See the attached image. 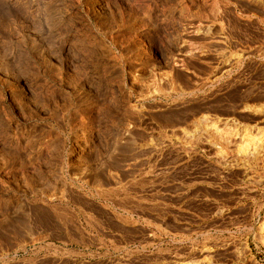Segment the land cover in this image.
<instances>
[{
	"label": "rangeland",
	"instance_id": "rangeland-1",
	"mask_svg": "<svg viewBox=\"0 0 264 264\" xmlns=\"http://www.w3.org/2000/svg\"><path fill=\"white\" fill-rule=\"evenodd\" d=\"M77 1L0 0V264H264V0Z\"/></svg>",
	"mask_w": 264,
	"mask_h": 264
},
{
	"label": "bare ground",
	"instance_id": "bare-ground-1",
	"mask_svg": "<svg viewBox=\"0 0 264 264\" xmlns=\"http://www.w3.org/2000/svg\"><path fill=\"white\" fill-rule=\"evenodd\" d=\"M72 1H73V0H72ZM79 1H80V0H79ZM133 1H134V0H133ZM138 1H139V0H138ZM138 1H137V4H138V5H139V4L142 5V2H143V1H142V0H141L142 2L139 1L140 3H139ZM169 1H171V0H169ZM184 1H185V0H184ZM190 1H191V0H190ZM193 1H194V0H193ZM76 2H78V1L76 0ZM80 2H81V1H80ZM135 2H136V0H135ZM135 2H133V3H135ZM145 2H146V1H145ZM149 2L152 3L153 0H152V1H149ZM165 2H168V0H165ZM186 2H187V1H186ZM188 2H189V1H188ZM191 2H192V1H191ZM78 3H79V2H78ZM146 3H147V5H148V2H146ZM168 3H170V2H168ZM168 3H167V5H168ZM171 3H172V1H171ZM183 3H184V2H183ZM149 4H150V3H149ZM189 4H191V3H189ZM75 5H76V3H75ZM143 5H145V4H143ZM143 5H142V6H143ZM129 6H130V5H128V7H129ZM132 6H133V5H132ZM132 6H131V7H132ZM150 6H151V5H150ZM150 6H149V7H150ZM183 6H184V5H183ZM131 7H130V8H131ZM133 7H134V6H133ZM133 7H132V8H133ZM170 7H172V6H170ZM170 7H169V8H170ZM132 8H131V11H132ZM135 8H136V7H135ZM135 8H134V10H133V12L135 11V13H134V17L129 13V14L131 15V18H133V20H134V24H136V22H138V21H137L138 19L141 20V19H142L141 16L144 15V14H142L141 16H139L140 14H139V12H138L137 16H138L139 18L137 19V16H136V13H137V12H136V11H139V10H136ZM142 8H143V7H141V9H142ZM147 8H148V6H147ZM167 8H168V6H167ZM138 9H140V7H139ZM148 10H151V8H150V9L148 8ZM148 10H146V11H148ZM167 10H168V9H166V11H167ZM170 10H172V8H170ZM142 11H144V13H145V10H142ZM166 11H164V12H166ZM133 12H132V13H133ZM167 12H168V11H167ZM167 12H166V13H167ZM169 12H170V11H169ZM123 13H124V12H123ZM140 13H141V12H140ZM142 13H143V12H142ZM149 13H150V12H149ZM151 13H152V12H151ZM146 14H147V12H146ZM125 15H126V14H125ZM125 15H123V16L126 17ZM166 15H168V14H166ZM44 16H45V15H44ZM50 16H51V15H50ZM119 16H121V15H119ZM123 16H122V17H123ZM149 16H151V15L149 14ZM122 17H121V18H122ZM143 17H144V16H143ZM147 17H148V15H147ZM152 17H153V16H152ZM60 18H61V17H60ZM126 18H127V17H126ZM148 18H150L149 21H150L151 19H153V18H151V17H148ZM44 19H46V17H45ZM49 19H50V18H49ZM122 19H123V18H122ZM145 19H147V18H145ZM145 19H142V23H143V21H145ZM119 20H121V19L119 18ZM119 20H118V21H119ZM125 20H127V19H125ZM129 20H130V19H129ZM131 20H132V19H131ZM34 21H35V20H34ZM45 21H46V20H45ZM123 21H124V19H123ZM127 21H128V20H127ZM146 21H147V20H146ZM146 21H145V22H146ZM35 22H36V21H35ZM121 22H122V21H121ZM130 22H131V21H130ZM130 22H129V23L125 22V24L127 23L126 28H127L128 26H130V25H129ZM139 22H140V21H139ZM145 22H144V23H145ZM60 23H61V22H60ZM117 23H119V22H116V24H117ZM146 23H147V22H146ZM51 24H52V23H51ZM132 24H133V23L131 22V26H132ZM148 24H149V23H148ZM152 24H153V23H152ZM104 25H105V24H104ZM109 25H110V24H109ZM119 25H120V24H117L118 27H120ZM122 25H123V24H122ZM146 25H147V24H146ZM93 26H94V25H93ZM107 26H108V25H107ZM107 26H106V27H107ZM124 26H125V25H124ZM134 26H135V25H134ZM144 26H145V24H144ZM149 26H152V25L150 24ZM94 27H95V26H94ZM88 28H89V27H88ZM95 28H96V27H95ZM99 28H100V27H99ZM120 28H123V27L121 26ZM126 28H124V29H126ZM130 28H131V27H130ZM130 28H127V29H130ZM136 28H137V27H136ZM93 29H94V28H93ZM96 29H97V28H96ZM100 29L103 31L105 28H104V29L100 28ZM107 29H108V30L110 29L111 31L114 30V29L112 30V28L109 27V26H108V28H106V30H107ZM124 29H123V30H124ZM132 29H133V28H132ZM138 29H139V28H138ZM121 30H122V29H121ZM130 30H131V29H130ZM104 31H105V30H104ZM134 31H135V29H134L132 32L134 33ZM97 33H98V31H97ZM100 33H101V32H100ZM105 33H106V32H105ZM108 33H109V31H108ZM108 33H107V34H108ZM110 35H111V33H110ZM136 35H137V34H136ZM62 36H64V35H62ZM62 36H60V37H62ZM91 36H92V35H91ZM60 37H59V38H60ZM64 37H65V36H64ZM103 37H105V36H103ZM106 37H107V36H106ZM106 37H105V38H106ZM108 37L110 38V36H108ZM135 37H136V36H135ZM105 38H104V39H105ZM109 38H108V39H109ZM112 38H113V37H112ZM109 40H110V39H109ZM61 41H62V39H61ZM61 41H60V42H61ZM103 41H104V40H103ZM112 41H113L112 44L114 45V43H115V42H114V39L111 40V42H112ZM75 42H76V41H75ZM101 42H102V40H101ZM103 43H104V42H103ZM101 44H102V43H101ZM122 44H123V43H122ZM74 45H75V44H74ZM116 45H117V44H116ZM120 45H121V44H120ZM99 47H100V45H99ZM115 47H116V46H115ZM134 47H135V46H134ZM135 48H136V47H135ZM135 48H134V49H135ZM6 49H7V48H6ZM98 49H99V48L97 47V50H98ZM121 49H123V48H121ZM7 50H8V49H7ZM106 50H107V49H106ZM106 50H105V51H106ZM108 50H109V49H108ZM136 50H137V49H136ZM101 51H103V50H101ZM122 51H123V50H122ZM6 52H7V51H6ZM139 52H140V51H139ZM139 52H138V54H139ZM5 54H6V53H5ZM90 54H91V52H90ZM103 54H104V53H103ZM139 55H140V54H139ZM135 56H137V55H135ZM105 57H106V56H105ZM101 58H102V60H103L104 57L101 56ZM96 59H97V58H96ZM98 59L100 60V58H98ZM99 60H98V61H99ZM140 60H142V59H140ZM105 61H106V60H105ZM115 61H116V60H115ZM123 61H124V60H122V62H123ZM40 62H41V61H40ZM45 62H46V61H45ZM96 62H97V61H96ZM96 62H95V63H96ZM102 62H103V61H102ZM106 62H107V61H106ZM117 62H118V60H117ZM125 62H126V61H125ZM47 63H48V62H47ZM100 63H101V60H100ZM104 64H105V62H104ZM46 65H47V64H46ZM91 65H92V64H91ZM99 65H100V64H99ZM102 66H104V65H102ZM108 66H109V65H108ZM100 67H101V66H100ZM100 67H99V69H100ZM7 68H8V67H7ZM15 68H16V67H15ZM94 68H95V67H94ZM97 68H98V67H97ZM104 68H105V67H104ZM13 69H14V68H13ZM27 69H28V68H27ZM95 69H96V68H95ZM99 69H97V70H99ZM106 69H107V67H106ZM108 69H109V68H108ZM108 69H107V70H108ZM9 71H10V70H9ZM11 71H12V70H11ZM15 71L18 72L17 70H15ZM19 71H20V70H19ZM23 71L25 72V70H23ZM92 71H94V70H92ZM95 71H96V70H95ZM16 72H15V73H16ZM21 72H22V71H21ZM21 72H20V73L18 72L19 75L22 74ZM99 72H100V71H99ZM102 72H104V71H102ZM15 73H14L13 75H15V77H17V80H19V79H20V77H18L19 75L17 76ZM84 73H86V72H84ZM97 73H98V71H97ZM97 73H96V74H97ZM23 74H24V73H23ZM96 74H94L95 77L97 76ZM100 74H101V73H100ZM104 74L106 75L105 72H104ZM84 75H85V74H84ZM86 75H87V74H86ZM22 76H23V75H21V77H22ZM37 76H38V75H37ZM55 76H56V75H55ZM82 76H83V74H82ZM88 76H90V75H87V77H88ZM99 76H100V75H99ZM101 76H102V74H101ZM12 77H13V76H12ZM15 77H13V78H15ZM59 77H60V76H59ZM77 77H78V76H77ZM77 77H75V79H77ZM35 78H36V77H35ZM102 78H103V76H102ZM102 78H101L100 81H102ZM10 79H11V78H10ZM58 79H60V78H58ZM73 79H74V78H73ZM79 79H80V81H81V80H82V77H79ZM99 79H100V78H99ZM15 80H16V78H15ZM8 81H9V80H8ZM76 81L78 82V80H76ZM76 81H75V83H77ZM82 81H83V80H82ZM103 81H104V80H103ZM103 81H102V82H103ZM3 82H4V81H3ZM3 82H0V84L3 83ZM9 82H10V81H9ZM15 82H16V81H15ZM31 82H32V81H31ZM35 82H36V81H35ZM102 82H101V83H102ZM105 82H107V81H105ZM5 83H6V81H5ZM5 83H3V84H5ZM33 83H34V82H33ZM97 83H98V82H97ZM103 83H104V82H103ZM103 83H102V84H103ZM3 84H2V85H3ZM7 85H8V90L11 91V92H13L12 90H14L15 85H14L13 83H7ZM76 85H77V84H75V86H76ZM78 85H79V84H78ZM105 85H106V84H105ZM107 85H108V84H107ZM19 87H20V86H19ZM41 88H42V87H41ZM78 88H81V87H78V86H77L76 89L78 90ZM96 88H97V87H96ZM72 89H75V88H74V80H73V88H72ZM76 89L73 90V91H76ZM82 89L84 90L85 88L82 87ZM95 90H96V89H95ZM97 90H98V89H97ZM103 90H104V89H103ZM105 90H106V89H105ZM14 91H15V90H14ZM71 91H72V90H71ZM73 91H72V92H73ZM80 91H82V90L80 89ZM38 92H39V91H38ZM41 92H42V91H41ZM51 92H52V91H51ZM72 92H71V93H72ZM78 92H79V90H78ZM99 92H100V90H99ZM101 92H102V91H101ZM104 92H105V91H104ZM43 93H44V92H43ZM47 93H48V92H47ZM71 93H70V94H71ZM73 93H74V92H73ZM73 93H72V94H73ZM76 93H77V91H76ZM80 93H83V91L80 92ZM80 93H79V96H80ZM96 93H97V92H96ZM101 94H102V93H101ZM40 95H41V93H40ZM82 95H83V94H81V96H82ZM84 95L86 96V95H88V94L86 93V94H84ZM97 95H100V93L97 94ZM102 95H103V94H102ZM0 96H1V95H0ZM38 96H39V95H38ZM38 96H37V94H36V96H35L34 98H35L36 100H37V99L39 100V98H37ZM42 96H43V94H42ZM72 96H75V95L73 94ZM76 96H78V95H76ZM94 96H95V95H94ZM40 97H41V96H40ZM44 97H45V96L42 97V100L45 99ZM88 97H89V96H88ZM100 97H101V95L99 96V98L97 97L95 100L97 101V99H101ZM86 98H87V97H86ZM86 98H85V99H86ZM103 98H104V97H103ZM103 98H102V99H103ZM35 99H34L33 101H36ZM40 99H41V98H40ZM75 99H76V98H75ZM105 99H106V98H105ZM38 100H37V101H38ZM86 100H89V99H86ZM90 100H92V99H90ZM45 101H46V100H45ZM98 101H99V100H98ZM101 101H102V100H101ZM101 101H100V102H97V103H100L99 105H100L101 107H99V108H103L102 105H101V103H102L103 101H102V102H101ZM47 102H48V100H47ZM51 102H52V101L50 100L48 103H51ZM86 102H87V101H86ZM88 102H91V101H88ZM94 102H95V101H94ZM94 102H93V103H94ZM37 103H38V102H36V104H37ZM93 103H92V104H93ZM103 103H104V102H103ZM103 103H102V104H103ZM32 104L34 105L33 102H32ZM40 104H41V103H39V104L37 105V107H40ZM51 104H52V103H51ZM51 104H50V105H51ZM53 104H54V102H53ZM53 104H52V105H53ZM55 104H56V103H55ZM55 104H54V106H55ZM89 104H90V103H89ZM26 105H27V104H26ZM52 105H51V106H52ZM19 106H20V105H19ZM21 106H22V105H21ZM34 106H36V105H34ZM48 106H49V105H48ZM90 106H91V105H90ZM104 106H105V105H104ZM37 107H36V109H37ZM42 107H43V106H42ZM42 107H40V108H42ZM88 107H89V106H88ZM97 107H98V105H97ZM97 107H96V108H97ZM105 107H106V106H105ZM105 107H104V108H105ZM45 108H46V107H45ZM54 108H55V107L52 106L51 110H52V109L55 110ZM99 108H98V109H99ZM107 108H108V107H107ZM98 109H97V110H98ZM51 110L49 109V111H51ZM89 110H90V109H89ZM101 110H102V109H101ZM91 111H92V110H91ZM104 111L106 112L107 109L104 110ZM51 112H52V114H53L54 111H51ZM79 112H80V111H79ZM102 112H103V110H102ZM9 113H10V112H9ZM54 113H55V112H54ZM99 113H100V112H99ZM102 114H103V113H102ZM104 114H105V113H104ZM81 115H82V114H81ZM7 116H8V115H7ZM31 116H32V115H31ZM33 116H34V115H33ZM39 116H40V115H39ZM51 116H52V115H51ZM8 121H9V119H8ZM9 122H10V121H9ZM34 129H35V128H34ZM34 129H33V130H34ZM19 130H20V129H19ZM29 130H30V129H29ZM33 130H30V133H31V131L33 132ZM1 131H2V130H1ZM4 131H5V130H4ZM21 131H22V130H21ZM27 131H28V130H27ZM34 132H35V131H34ZM7 134L10 135L9 133H7ZM7 134H5V135H7ZM24 134H25V133H24ZM28 134H29V132H28ZM11 136H12V135H10V137H11ZM4 137H5V136H4ZM4 137H2V138H4ZM7 137H8V136H7ZM7 137H6V138H7ZM10 137H9V138H10ZM29 137H30V136H29ZM35 137H36V136H35ZM37 138H38V137H37ZM88 138H89V137H88ZM7 139H8V138H7ZM26 140H27V139H26ZM5 141H6V140H5ZM35 141H36V140H35ZM41 141H43V140H41ZM84 141H85L86 143L88 142L87 140H84ZM6 143H8V142H6ZM40 143H41V142H40ZM40 143H39V144H40ZM76 143H77V142H76ZM8 144H10V143H8ZM8 144H6L7 147H8ZM16 144H17V143H16ZM20 144H21V143H20ZM20 144H19V147H20ZM23 144H24V143H23ZM30 144H31V143H30ZM33 144H34V143H33ZM44 144H45V143H44ZM77 144H79V143H77ZM4 145H5V144H4ZM10 145H11V144H10ZM10 145H9V147H11ZM34 145H35V144H34ZM40 145H41V144H40ZM49 145H50V144H49ZM17 146H18V145H17ZM25 146H26V145H25ZM78 146H79V145H76V147H73V148L75 149L74 152L77 150ZM3 147H5V146H3ZM32 147H33V146H32ZM20 148H21V147H20ZM7 150H8V148H7ZM10 150H11V148H10ZM3 152H4V151H3ZM10 153H12V152H9V155H10V156H12V155L15 154V153H14V154L11 155ZM5 154L8 155V154H7V151L4 153V155H5ZM18 155H19V154H18ZM18 155H17V156H18ZM3 158H4V156H3ZM17 158H18V157H17ZM17 158H16V159H17ZM29 158H30V157H29ZM7 159H8V156H7ZM7 159H6V160H7ZM2 160H3L4 164H5V162H6V161H4L5 158L2 159ZM10 160H12V159H10ZM13 160H14V159H13ZM17 162H18V160H17ZM6 163H7V165H8V164L10 165L9 160H8V162H6ZM11 163H12V161H11ZM19 163H21V161H19ZM12 164H15V163H12ZM7 165H6V166H7ZM10 166H11V165H10ZM7 167H8V166H7ZM8 170H9V168H8ZM5 205H6V204H5ZM7 214H8V213H7ZM4 215H6V214H4ZM6 216H7V215H6ZM4 218H5V217H4ZM9 235H11V234H9Z\"/></svg>",
	"mask_w": 264,
	"mask_h": 264
}]
</instances>
